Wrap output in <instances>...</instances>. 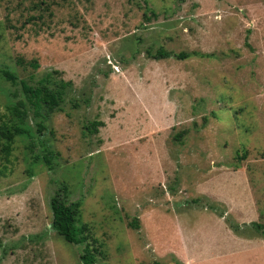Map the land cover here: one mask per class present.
<instances>
[{"label": "rangeland", "instance_id": "obj_1", "mask_svg": "<svg viewBox=\"0 0 264 264\" xmlns=\"http://www.w3.org/2000/svg\"><path fill=\"white\" fill-rule=\"evenodd\" d=\"M46 75L67 95L0 176V264H83L64 185L95 264H264V0H0V118Z\"/></svg>", "mask_w": 264, "mask_h": 264}, {"label": "trees", "instance_id": "obj_2", "mask_svg": "<svg viewBox=\"0 0 264 264\" xmlns=\"http://www.w3.org/2000/svg\"><path fill=\"white\" fill-rule=\"evenodd\" d=\"M158 56H168L175 54L171 51L158 49ZM191 53L181 52L175 54L178 57H187ZM37 66V63H32ZM2 74L12 83H16V75L8 69H2ZM67 83L65 80H56L49 75L44 76L35 84L23 82V91L26 99H20L17 103L9 106L7 113L0 118V176L5 173L7 164L11 162V156L14 153L16 141L19 136L29 133L27 126V117L30 110H33L35 118H38L37 129L40 132L46 128L45 121L52 113L58 111L67 95ZM105 123L102 120H94L85 127L90 133L98 132L99 127ZM39 136L40 140H43ZM47 147V146H46ZM48 155H50L51 150ZM244 158V157H243ZM48 165L52 167V160L45 155ZM31 173V170H28ZM51 208L53 213L52 229L67 242L73 244H84L81 252V261L83 264H95L97 262L96 253L99 249L92 245L88 240L91 236L88 234V225L79 222L81 213L80 200L71 201L66 192V187L61 186L51 198ZM255 225L256 222H252ZM133 227H139L137 221L131 222ZM257 226L260 227V224ZM175 264H184L177 260Z\"/></svg>", "mask_w": 264, "mask_h": 264}]
</instances>
